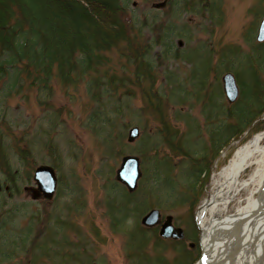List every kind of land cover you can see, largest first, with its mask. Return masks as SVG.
Segmentation results:
<instances>
[{
	"label": "rangeland",
	"instance_id": "1",
	"mask_svg": "<svg viewBox=\"0 0 264 264\" xmlns=\"http://www.w3.org/2000/svg\"><path fill=\"white\" fill-rule=\"evenodd\" d=\"M161 1L164 0H130L126 16L135 12L142 17L154 12L157 22L162 21V27L175 22L180 27V36L173 39L174 49L184 52L186 50L188 53L189 49L195 47L201 48V53H207L210 62L207 87L212 86L213 91L216 88L220 89L216 103L221 109L227 110L231 105L224 97L221 75L226 71L231 73L233 71L219 72L222 63L225 67L223 57L224 55L230 57V54L234 56L248 54L254 47L256 48L257 30L264 16V0H216L220 15L218 18H209L208 14L201 15L183 10L178 4L174 6L168 4L173 0H166V5L162 8H152L153 3ZM176 1L178 3V0ZM195 1L192 0V3ZM132 2H135V5H132ZM178 40L182 41L180 47L177 46ZM107 55L112 60L111 64L117 66L116 51L112 50ZM159 67L162 69V79L159 78L157 82L158 84L162 82V88L171 86L168 84L169 74L177 75L180 84L188 88L186 80L193 68L190 58H182L181 55L176 58H162ZM240 71L246 80L247 75L243 70ZM261 76L264 80V72ZM213 83L216 84V88ZM128 87L129 90L123 88L122 92L129 95L125 100L137 113L126 110L114 123V139L109 145L103 141L104 135H97L92 126L88 125L95 104L81 80L73 86L65 87L57 78H52L50 86L44 90L24 85L20 91H12L9 95L7 90L0 92V130L3 132V145L8 151L12 166L21 173L18 179V192L13 193V190L7 188L8 182L0 170V228L3 227L0 236L2 234L5 239L4 245L0 241V264H33L35 256L36 264H131L127 258L125 245L126 231L136 220L140 223L141 216L152 208L158 209L162 217L172 215L175 225L183 228L186 235L183 245L191 252L186 264H196L200 256V247L195 215L211 191L213 175L227 163L236 146L264 128L260 131L255 129L246 131L239 139H232L228 145L221 147L212 160L210 172L201 176L205 181L197 182L198 191L202 186L201 195H195L198 199L190 208L188 203L179 202V198L184 193L188 195L191 180L187 176H179L189 170L192 159H198L204 154L201 150L203 146L211 145L215 128L223 130L229 119L213 117L210 121L206 120L194 101L183 102L182 105L163 102L162 126L164 122L183 133L189 122L194 128L195 135L189 137L187 142L184 139L178 142L188 155L184 156L181 152L168 148L163 141L164 135L158 150L154 152L149 145L156 140L158 127L156 118L146 109L139 89L132 83ZM132 94L133 96H130ZM176 112H182L180 116L184 120L180 119ZM133 126H137L140 133L134 142L129 143L127 134ZM25 147L32 148V159L29 160L30 165H33L32 169L41 164L55 168L58 185L53 200H32L30 194L24 191L25 186L33 184V170L28 180L25 167L17 155L19 149ZM143 151L145 155H142ZM124 155H135L140 158L142 179L145 170H151L152 161L165 158L172 168L170 180H174L176 185L174 184L175 190L171 195H164L162 184L156 187L151 178H146L143 182L140 179L137 201L142 203V210L131 214L140 216L137 219L130 218L123 230H118L109 222L108 212L111 204L107 200V195L112 182H116L115 171ZM249 172L250 169H246L242 177H246ZM252 187L251 185L240 191L236 199L230 202L229 212L235 210L237 202L243 200ZM189 196L193 197L194 194L189 193ZM32 216L38 217L39 220L37 218L34 221L29 242L36 239L40 243L49 236L51 244L60 243V237L64 235L65 239L60 248L66 254L62 262L54 255H50L48 260L44 259L39 256V251L26 247L28 241L22 243V240H28L24 234L32 224ZM53 223L60 227L59 235L55 236L53 229L50 233L46 232L45 225L48 224L47 227L51 228ZM191 242L195 244L192 249L188 247ZM154 245V239H150L145 249L148 255H155L158 252L162 264H178L179 245L168 243L160 249L154 248ZM76 253H79L77 258Z\"/></svg>",
	"mask_w": 264,
	"mask_h": 264
},
{
	"label": "trees",
	"instance_id": "2",
	"mask_svg": "<svg viewBox=\"0 0 264 264\" xmlns=\"http://www.w3.org/2000/svg\"><path fill=\"white\" fill-rule=\"evenodd\" d=\"M129 1L0 0V92L7 90L9 95L12 91H20L24 85L44 90L50 86L52 78H57L65 87L73 86L81 80L95 104L88 125L92 126L97 135H104L103 141L109 145L114 139V123L126 110L137 113L125 100L129 95L122 92L123 88L129 90L128 86L132 83L139 89L146 109L155 116L158 125L156 140L153 144L150 142L149 148L157 151L164 135L163 141L168 148L181 152L184 156L188 154L178 142L182 139L187 142L189 137L195 135L194 128L187 122L186 130L180 133L164 122L162 126L163 102L182 105L183 102L194 101L206 120L210 121L213 117L229 119L223 130L215 128L211 145L203 146L201 150L204 154L198 159H192L189 170L179 176H187L191 180L188 186L190 192L179 198V202L188 203L191 208L198 199L195 195H201L202 186L198 191L196 184L200 180L205 181L201 176L210 172L212 160L221 147L228 145L232 139H239L246 131L251 129L260 131L264 128V80L261 76L264 72V41L256 43V48L254 47L248 54L235 56L230 54V57L224 55L225 67L222 63L219 72L233 71L240 86V95L235 103L227 110H223L216 103L220 89L216 88L214 83L216 90L213 91L212 86L207 87V72L210 68L207 53H201V48L195 47L189 49L188 53L186 50L184 52L174 49L173 39L180 36V27L175 22L162 27V21L157 22L154 12L142 17L135 12L126 16ZM168 4L171 6L178 4L183 10L201 15L208 14L209 18L220 16L216 0H196L194 3L192 0H178V3L173 0ZM112 50L117 53V66L111 64L112 60L107 55ZM180 55L182 58H190L193 63L192 71L186 80L188 88L180 84L179 77L175 74L168 75V84L171 86L162 88V82L160 84L157 82L159 78L162 79V69L159 67L162 58H176ZM241 66H244V69ZM240 70L247 75L246 80ZM181 113L176 112V115L184 120L180 116ZM151 138L153 139V135ZM3 142V132L0 130V170L8 182L7 188L16 193L21 173L12 166ZM145 150L147 151V147ZM144 151L142 155H145ZM31 152V147H25L20 148L17 154L25 167L28 180L33 170V165L31 166L29 162L32 159ZM151 165V170H145L141 182L151 178L156 187L162 184L164 195H171L176 182L170 180L172 168L169 161L165 158L155 159ZM138 190L137 188L135 192L128 193L122 185L112 182L107 200L111 204L108 216L113 228L123 230L130 218L137 219L140 216L131 215L142 210V203L137 201ZM189 193H193L194 196L190 197ZM129 205L133 207L130 208ZM37 218L32 216L34 220L31 219L32 224L24 234L28 240L24 239L22 243L28 241L26 247L36 249L39 256L44 259L48 260L50 255H54L62 262L66 254L60 248L65 239L64 235H61L60 243L51 244L49 236L40 243L36 239L29 242ZM47 225H45L47 233L52 229L55 236L61 233L56 223H53L51 228ZM2 228L1 226L0 230ZM150 239L155 241L154 248L160 249L168 243L179 245L178 264H186L190 257L191 252L185 249L182 241L163 240L158 237L156 228L143 227L136 220L126 231L125 245L127 258L131 264H162L158 252L151 256L145 252ZM0 241L2 245L5 244L2 234ZM78 254L76 253V258ZM35 257L33 264H36Z\"/></svg>",
	"mask_w": 264,
	"mask_h": 264
},
{
	"label": "bare ground",
	"instance_id": "3",
	"mask_svg": "<svg viewBox=\"0 0 264 264\" xmlns=\"http://www.w3.org/2000/svg\"><path fill=\"white\" fill-rule=\"evenodd\" d=\"M246 169L250 172L242 177ZM251 185L229 212L230 202ZM196 218L206 264H264V130L236 146L213 175L211 191Z\"/></svg>",
	"mask_w": 264,
	"mask_h": 264
},
{
	"label": "water",
	"instance_id": "4",
	"mask_svg": "<svg viewBox=\"0 0 264 264\" xmlns=\"http://www.w3.org/2000/svg\"><path fill=\"white\" fill-rule=\"evenodd\" d=\"M165 4L166 1L164 0L153 3L152 6L159 9L164 7ZM256 40L258 42L264 40V17L259 23ZM178 46H182L181 40L178 41ZM221 82L225 99L228 103H234L239 95V87L234 75L231 72H225L221 77ZM139 133L140 131L137 126L131 127L128 130L127 141L129 143L135 141L139 137ZM141 176L140 158L135 155H124L115 171V180L122 184L128 193H133L137 189L138 181ZM33 183L34 185L24 187V190L30 193L31 199L36 200L42 198L45 200H51L57 187V176L54 168L47 164L38 165L33 172ZM172 220L171 215H166L162 219L159 210L154 208L141 217L140 223L142 226L148 228L159 226L158 236L162 239L182 240L184 238L183 229L174 226ZM212 243L213 239H210V244ZM191 246H193V244H191ZM205 249L206 248L201 244V255L197 264H206V256L204 254ZM208 264H214V261H210Z\"/></svg>",
	"mask_w": 264,
	"mask_h": 264
},
{
	"label": "flooded vegetation",
	"instance_id": "5",
	"mask_svg": "<svg viewBox=\"0 0 264 264\" xmlns=\"http://www.w3.org/2000/svg\"><path fill=\"white\" fill-rule=\"evenodd\" d=\"M195 247V244H194V246H193V248Z\"/></svg>",
	"mask_w": 264,
	"mask_h": 264
}]
</instances>
